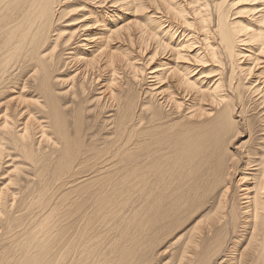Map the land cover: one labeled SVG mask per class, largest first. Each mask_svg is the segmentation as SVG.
I'll use <instances>...</instances> for the list:
<instances>
[{
	"label": "bare ground",
	"instance_id": "bare-ground-1",
	"mask_svg": "<svg viewBox=\"0 0 264 264\" xmlns=\"http://www.w3.org/2000/svg\"><path fill=\"white\" fill-rule=\"evenodd\" d=\"M248 1L239 34L225 0H0V264H264V137L229 149L246 93L264 125Z\"/></svg>",
	"mask_w": 264,
	"mask_h": 264
},
{
	"label": "rangeland",
	"instance_id": "rangeland-1",
	"mask_svg": "<svg viewBox=\"0 0 264 264\" xmlns=\"http://www.w3.org/2000/svg\"><path fill=\"white\" fill-rule=\"evenodd\" d=\"M177 1H180V0H177ZM230 1L236 2V1H241V0H225L224 5H223V8L229 11L228 21H229L230 26H231V28L233 30H235L239 34H242L240 30L242 29L241 27L243 26V27H246V28H248L250 30H254L256 32L257 31H261L262 27L258 26V23H256V19H255V17L257 16V14L255 13L256 10L252 9L255 5H258V3H251V2L248 1V3H239L238 5H229L228 2H230ZM78 3H80V1ZM239 10H241V11H239ZM84 12H86V11H79L78 13H75L74 15H71L70 18L76 17L78 15H81ZM119 12H120V14H119L120 15V19H123V20H126V21L134 19V17H136L139 21H145V17H146V14H147L146 13V9L137 10L135 12L136 16L131 15L132 14L131 12H133L132 9H127V10L126 9H121ZM120 19H117L115 22H119ZM68 21H69L68 19H66V21H62V24H59V26L60 27H64L63 25L68 23ZM113 21H114L113 17L109 18L108 21L105 20V22L109 26L111 25L110 22H113ZM73 26H75V25H70L68 27H73ZM94 32H96V31H94ZM178 42H183V41L181 40V41H178ZM175 44H176V42L172 43L171 45H175ZM246 45H249L253 49L256 48V45L252 44V43H247ZM112 46H113V49L120 51V50H124L125 47L127 46V44L123 43V42L122 43L118 42L116 44H112ZM241 46H243V45H241ZM75 48H77V47H75ZM240 48H243V47H240ZM198 56H199V54L190 53V57L192 59L199 58ZM261 60L264 61V59H261ZM165 61H168V60L163 59V58H161V59L157 58L153 63L149 64V66H151V68H152L155 65H157V64H159L161 62H165ZM169 62H172V61H169ZM178 62L177 63L180 64L178 67H180V66L182 67V65L184 66L186 64H190V65L193 66L191 60L189 62H186V61H178ZM66 64L67 65L65 67L60 66V69L63 70L61 73H58V72L55 73V75H58V76L62 77L64 80L70 79V75L72 74V72L70 70L75 67V64H72V63H66ZM242 64H245V63H242ZM262 65H264V64L261 63V65H259L260 69H262L264 67ZM259 66H258V69L255 70L256 72L258 70H260ZM213 69L215 70L216 66H211V64L204 65V67H202V68L201 67H196V70H198V71L195 73L194 78L198 77L197 81L202 82V85H201L202 87H205L206 84L208 83V80H209L210 77H206V75L210 74V71L213 70ZM147 71H149V69H147L146 72ZM198 72L199 73L203 72V74L200 75V76H202L201 78H203V79H199L200 76H199ZM149 75H151V74L150 73L147 74V80L142 82V87H141V88H143L144 92L147 91V94H144L146 96V98H147V96H149V94H148V92H149L148 86L150 85V83L153 82L152 78ZM157 85L159 86L160 84H157ZM157 85H156V87H157ZM56 88L59 89L60 91L65 90L66 81L64 82L63 85L56 86ZM250 94L246 93L247 98L245 99L246 100L245 101V105L247 106L246 108H247V111H248L247 113L245 112V115H247V121L245 122V126H241V122H239L235 126L237 131H240V133H239L240 135L237 136V137H234L232 139L231 147L229 149L232 152H236V148H239V149H241L244 152V154L245 153H249L248 155L247 154H245V155H247L248 157L254 158L256 156V153H257V149L256 148L261 143L259 138L260 137H264V135L262 133L264 125H262L261 128L258 126L259 125L258 124L259 123L258 122V117H257L258 114H254L255 109H256L255 112H257L259 110V109H257V108H259L258 103H256L258 101L255 99L257 96H252V94L251 95ZM89 95L95 96L96 95V91L94 89L86 90L85 97L88 98ZM250 97H252V98H250ZM92 107L93 106H89V108H92ZM1 110H2V107H0V111ZM0 114H2V113H0ZM86 116L89 118V120L92 119V117L90 115H86ZM10 155L12 156V158H14L13 159L14 162L20 163V164L23 163L22 162V158L17 156V153L11 152ZM6 163H9V162H6ZM6 163H4L2 168H0V186L6 182V178H5L6 175H4L5 174L4 170L8 171L10 169L9 166L6 165ZM240 164H241V162H240ZM26 171H29V169L27 167H26ZM23 174L28 176V178L33 179V175H31V173H23ZM237 177H238L237 174H235V179H237ZM161 258H164V262L167 260V258L165 259V255H162ZM161 263H163V262H161Z\"/></svg>",
	"mask_w": 264,
	"mask_h": 264
}]
</instances>
